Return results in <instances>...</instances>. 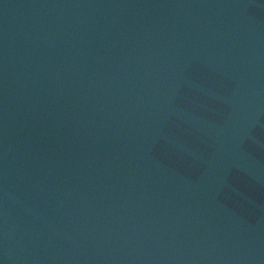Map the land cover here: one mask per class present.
<instances>
[{
  "label": "water",
  "instance_id": "1",
  "mask_svg": "<svg viewBox=\"0 0 264 264\" xmlns=\"http://www.w3.org/2000/svg\"><path fill=\"white\" fill-rule=\"evenodd\" d=\"M0 264H264V0H0Z\"/></svg>",
  "mask_w": 264,
  "mask_h": 264
}]
</instances>
